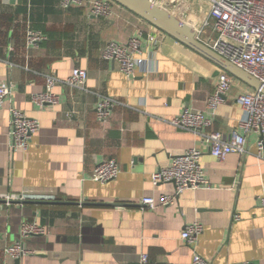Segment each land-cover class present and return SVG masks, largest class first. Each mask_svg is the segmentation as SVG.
Masks as SVG:
<instances>
[{
	"label": "crops",
	"instance_id": "0c3cea01",
	"mask_svg": "<svg viewBox=\"0 0 264 264\" xmlns=\"http://www.w3.org/2000/svg\"><path fill=\"white\" fill-rule=\"evenodd\" d=\"M169 11L197 29L210 7L205 0H179ZM28 30L46 40L28 44ZM134 37L142 40V57L150 62L130 79L102 54L108 43ZM75 68L88 72L84 88L59 83L57 105L32 103L34 94L45 92L48 76L64 82ZM223 73L116 3L108 18H99L88 6L65 11L61 0H0V86L12 88L0 106V264H16L4 250L20 241L34 253L18 264H141L143 254L148 264H193L196 253L205 264H264L258 136H248L246 155L218 161L201 136L171 124L185 108L211 112L208 101ZM231 77L213 126L205 131L220 132L226 140L240 132L244 117L236 99L255 93ZM104 97L118 105L110 120L100 123L96 109ZM12 108L41 124L27 151L10 149ZM195 148L203 153L209 189L176 196L174 183L153 184V174ZM110 159L119 164L120 176L94 182L96 166ZM24 194L57 200L5 202ZM163 195L175 196L174 203L153 210L141 204ZM24 222H37L47 234L22 240ZM196 222L203 233L190 247L181 236Z\"/></svg>",
	"mask_w": 264,
	"mask_h": 264
},
{
	"label": "built area",
	"instance_id": "2783aa9c",
	"mask_svg": "<svg viewBox=\"0 0 264 264\" xmlns=\"http://www.w3.org/2000/svg\"><path fill=\"white\" fill-rule=\"evenodd\" d=\"M154 4L169 11L178 5L179 0H151ZM209 7V15L204 24L195 29L196 38L221 57L228 60L237 68L245 71L250 76L264 85V0H205ZM111 0H61V8L65 11L73 7L88 6L91 14L99 18H108L111 15ZM170 12V11H169ZM149 42L156 43L154 36L147 37ZM46 40V37L34 30H28L27 42L38 46ZM143 42L140 38H131L127 43L110 42L105 47L102 57L106 61L116 62L121 72L127 78H135L138 70L147 68L150 60L142 57ZM88 80V72L81 68H75L67 81L60 82L57 78L48 76L46 90L43 93L34 94L32 103L42 108L47 105L55 106L59 103V97L54 93V88L59 83L76 88H84ZM232 86V77L223 73L218 79L216 91L208 101L211 112L197 111L185 108L183 112L171 124L177 129L193 132L201 136L209 147L210 154L218 161H225L231 154L246 155L248 153V136L256 134L258 157L264 161V94L241 95L236 103L242 108L244 117L240 122V132L233 131L230 140H226L220 132H209L213 126L215 111L223 103V97ZM12 96V88L0 86V106ZM118 102L104 97L96 109L97 120L106 123L110 120L113 109ZM41 129L38 120L31 119L16 108L11 109L10 125V149L12 151H27L32 139ZM202 152L199 149H191L183 155L176 157L170 167L153 174L154 185L161 183H174L176 196L186 190L209 189L204 169L201 165ZM121 174L119 164L113 160H107L98 164L93 173L96 183L106 184L116 180ZM7 204L12 201L24 200H57L54 195L35 196L32 194L17 195L4 198ZM175 201V196L163 195L156 201L152 197H146L141 204L146 209H156L158 206H169ZM264 207V189L259 197ZM203 233V226L196 222L188 226L182 233L181 239L190 247H195L199 236ZM47 234L44 226L37 222H24L21 225V239ZM34 252L24 247L22 242L7 246L4 255L12 261L32 255ZM141 264L149 263V256L143 254ZM206 261L197 253L194 255L193 264H205Z\"/></svg>",
	"mask_w": 264,
	"mask_h": 264
},
{
	"label": "water",
	"instance_id": "95a60500",
	"mask_svg": "<svg viewBox=\"0 0 264 264\" xmlns=\"http://www.w3.org/2000/svg\"><path fill=\"white\" fill-rule=\"evenodd\" d=\"M14 3L15 0H4ZM159 31L176 40L186 48L219 66L234 78L240 80L255 92L264 94V85L245 71L237 68L196 38V30L174 14L154 4L151 0H111ZM19 260H16V264Z\"/></svg>",
	"mask_w": 264,
	"mask_h": 264
},
{
	"label": "trees",
	"instance_id": "16d2710c",
	"mask_svg": "<svg viewBox=\"0 0 264 264\" xmlns=\"http://www.w3.org/2000/svg\"><path fill=\"white\" fill-rule=\"evenodd\" d=\"M19 10V12H21V9H18Z\"/></svg>",
	"mask_w": 264,
	"mask_h": 264
},
{
	"label": "rangeland",
	"instance_id": "374dc122",
	"mask_svg": "<svg viewBox=\"0 0 264 264\" xmlns=\"http://www.w3.org/2000/svg\"><path fill=\"white\" fill-rule=\"evenodd\" d=\"M252 92H253V90H252Z\"/></svg>",
	"mask_w": 264,
	"mask_h": 264
}]
</instances>
